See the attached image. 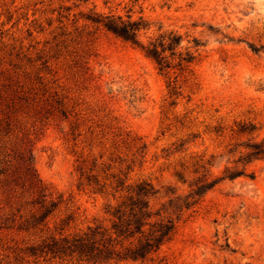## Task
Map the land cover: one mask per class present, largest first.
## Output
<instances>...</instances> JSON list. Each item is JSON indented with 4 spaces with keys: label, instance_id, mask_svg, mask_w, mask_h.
<instances>
[{
    "label": "rangeland",
    "instance_id": "374dc122",
    "mask_svg": "<svg viewBox=\"0 0 264 264\" xmlns=\"http://www.w3.org/2000/svg\"><path fill=\"white\" fill-rule=\"evenodd\" d=\"M93 9L142 15L149 22L141 30L144 42L168 30L181 34L180 50L193 49L194 37L202 42L191 71L177 77L175 104L169 103V77L138 46L86 20ZM11 62L20 73L40 68L54 80L74 104L83 133L92 129L98 137L103 129L109 137L123 129L142 136L144 160L130 176L151 180L155 208L188 192L203 171L192 172L195 155L208 161L209 177H220L226 167H242L237 159L244 143L264 139V0H0V71L11 73ZM241 121L256 128L239 132ZM30 124L34 166L46 183L72 197V225L100 217L102 197L76 186L68 120ZM83 139L76 149H86ZM65 212L63 205L56 217ZM160 253L166 264H264V157L248 161L244 173L220 177L178 220ZM0 264H18L1 245ZM46 264L142 263L71 257Z\"/></svg>",
    "mask_w": 264,
    "mask_h": 264
},
{
    "label": "trees",
    "instance_id": "16d2710c",
    "mask_svg": "<svg viewBox=\"0 0 264 264\" xmlns=\"http://www.w3.org/2000/svg\"><path fill=\"white\" fill-rule=\"evenodd\" d=\"M84 18L138 46L152 58L158 70L169 77L168 93L172 96L169 103H176L175 97L180 94L177 77L191 71L202 44L199 39H192L193 49L180 50L182 37L174 30L162 31L144 42L141 30L147 29L149 22L142 15L132 18L129 12L124 16L93 9ZM17 67L11 62V73L0 71V245L12 253L18 264H46L71 257L166 264L161 248L172 238L178 220L186 212L194 211L205 191L220 177L244 173L248 161L264 157V139L247 141L245 152L237 159L242 162L241 168L226 167L224 175L209 177V169L205 167L208 161L203 155H195L192 172L203 171L189 183L188 192L170 196L155 208L150 202L156 191L151 180L130 176L134 166L144 160L147 143L142 136L123 129L111 130L109 137L103 129L98 137L92 129L83 133L74 104L54 80L41 74L40 68L35 73L25 70L20 73ZM53 119L69 122L65 135L74 147L76 186L103 199L101 216L84 226L72 225L76 215L69 203L72 197H64L46 183L33 163V138L26 123L42 128ZM255 128L251 121L237 125L239 132L249 133ZM80 136H84L83 141L88 139L86 149L75 148L82 141ZM181 164L185 171L188 165ZM63 205L66 212L57 218Z\"/></svg>",
    "mask_w": 264,
    "mask_h": 264
}]
</instances>
